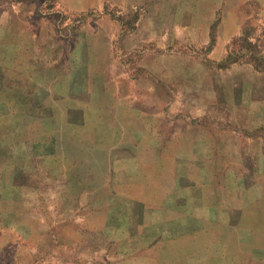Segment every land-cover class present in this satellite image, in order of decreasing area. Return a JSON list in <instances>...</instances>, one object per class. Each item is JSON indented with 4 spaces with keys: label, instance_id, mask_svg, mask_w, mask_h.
<instances>
[{
    "label": "rangeland",
    "instance_id": "rangeland-1",
    "mask_svg": "<svg viewBox=\"0 0 264 264\" xmlns=\"http://www.w3.org/2000/svg\"><path fill=\"white\" fill-rule=\"evenodd\" d=\"M115 2L82 9L75 0H0V77L5 73L19 87L23 80L14 72L34 73L36 66L43 76L37 82L49 89L36 98L90 99L82 88H100L104 103L125 117L132 116L131 109L124 112L130 99L113 97L112 87L104 93L102 70L128 72L140 93L154 85L163 101L132 108L145 123L146 115L156 116L155 139L145 145L156 147L155 159H141L156 168L145 170L139 191L171 200L168 243L177 256L161 264H264V0H227L215 13L190 5V19L213 24L189 25L188 42L172 44L166 87L155 85L164 78L155 74L164 65L159 48L134 40L131 7ZM229 53L235 61L226 63ZM14 98L0 99V116L10 121L18 117ZM59 104L54 113L61 119L66 111ZM162 110L165 116H158ZM51 115V108L21 115L22 142L49 128ZM13 257L0 250V264H20L9 262Z\"/></svg>",
    "mask_w": 264,
    "mask_h": 264
},
{
    "label": "crops",
    "instance_id": "crops-1",
    "mask_svg": "<svg viewBox=\"0 0 264 264\" xmlns=\"http://www.w3.org/2000/svg\"><path fill=\"white\" fill-rule=\"evenodd\" d=\"M115 1L116 6L123 3L131 7L134 40L159 48L157 58L164 65L155 68V74L164 78L159 76L160 81L155 85L165 87L169 83L166 78L172 44L188 42L189 25L203 29L213 24L203 17L190 19L189 6L215 13L227 3V0ZM90 2L103 9L108 0H75L74 4L87 9L86 4ZM102 71L104 93L112 87L113 97L129 98L124 112L131 109L132 116L120 115L121 112L118 114L114 107L106 105L100 88L96 93L82 88L80 93H89L90 99L74 100L69 96L61 99L55 95L45 102L44 97L36 98L38 90L47 89L37 82H43V76L36 66V74L14 72L20 82L23 80L24 85L19 87H12V79L6 78L5 73L0 77V99L15 97L18 107V117L14 120L0 116V127L4 130L0 135L4 141L0 143V250L13 252L9 262H176V254L171 253L173 246L168 243L173 230L169 222L171 200H156L139 191L145 170L156 168L155 163L141 162L149 156L155 159L156 147L145 145L146 138L147 141L155 139L156 116L146 115L145 123L139 118L140 112L132 108L137 103L155 107L156 101H163V97L157 95L152 84L147 85L148 90L144 85L140 93L139 82L128 72L114 75L108 69ZM8 73L12 75V70ZM33 79L34 85H29ZM145 89L149 92L143 95ZM62 101L66 112L59 119L54 110ZM50 108V127H40L29 142L23 136L22 142V133H27V129L20 126L21 115H26L28 109L42 112ZM76 108L81 115H72ZM156 114L165 116L166 113L162 110ZM21 144L24 151L17 152ZM245 262L249 261L245 259Z\"/></svg>",
    "mask_w": 264,
    "mask_h": 264
},
{
    "label": "trees",
    "instance_id": "trees-1",
    "mask_svg": "<svg viewBox=\"0 0 264 264\" xmlns=\"http://www.w3.org/2000/svg\"><path fill=\"white\" fill-rule=\"evenodd\" d=\"M233 61H235V58H234V56H233L232 53H229V54L227 55L226 59H225V62H226V63H229V62H233Z\"/></svg>",
    "mask_w": 264,
    "mask_h": 264
}]
</instances>
